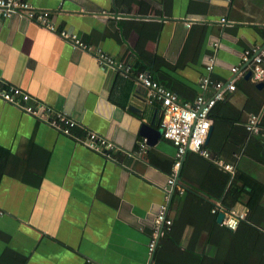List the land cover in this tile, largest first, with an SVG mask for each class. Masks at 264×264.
Returning a JSON list of instances; mask_svg holds the SVG:
<instances>
[{
    "label": "crops",
    "instance_id": "crops-1",
    "mask_svg": "<svg viewBox=\"0 0 264 264\" xmlns=\"http://www.w3.org/2000/svg\"><path fill=\"white\" fill-rule=\"evenodd\" d=\"M28 1L51 11L58 30L77 33L134 71H149L182 101L214 95L211 86H201L211 59L212 77L229 81L233 66L246 67L244 50L264 43V0ZM0 77L75 119L76 134L94 131L118 147L108 159L0 99V147L13 155L0 181V264H154L149 242L167 201L176 147L161 134L155 145L146 143L145 153H136L147 142L140 132L144 122L161 129V104L132 75L101 65L94 52L17 14L0 16ZM261 82L255 94L250 85L236 87L218 112L246 120L257 114L264 127ZM212 126L208 142L235 167L219 166L264 184V133L249 130L234 150L239 133ZM183 160L177 185L202 193L208 177L219 176L191 150ZM172 199L169 217L182 220L185 240L199 232L195 245L201 248L202 221L210 213L185 194L173 206ZM235 207L247 210L242 202Z\"/></svg>",
    "mask_w": 264,
    "mask_h": 264
},
{
    "label": "built area",
    "instance_id": "built-area-1",
    "mask_svg": "<svg viewBox=\"0 0 264 264\" xmlns=\"http://www.w3.org/2000/svg\"><path fill=\"white\" fill-rule=\"evenodd\" d=\"M20 15L29 18L51 31L59 33L66 41L74 47H78L90 52H94L97 60L103 66H107L113 70L121 71L125 75H132L137 83L143 85L147 89V96L151 101H157L162 108L161 134L164 138L170 140L176 147L175 160L172 170L168 178V187H166L167 201L160 205L154 219V231L149 242V251H155L158 240L163 233L165 225L172 223L171 217L168 215V201L177 186V176L179 174L185 154L191 150L199 152L205 156H209V151L205 147L209 130L212 126L210 118V110L214 104L226 97V94L236 89V81L247 71H251V79L254 82L264 80V43L263 45L253 46L244 50L242 54V63L246 64L245 68L235 65L231 68L234 77L229 81L215 80L212 77L214 69L213 59L206 66L208 73L202 77V88L212 87L214 95L205 97L199 94L196 98L189 101H182L178 93L156 79L147 70H133L131 64L116 59L113 55L101 48L93 47L82 40L77 33L66 29L58 30L52 21L51 11L43 8L35 7L28 0H0V16L5 18L12 15ZM224 21L225 19L222 18ZM218 42L214 43L216 47ZM0 99L5 103H9L20 110L33 115L41 121L48 123L59 132L73 137L84 146L103 154L108 159H115L114 152L118 149L117 145L110 139L99 135L94 131H86L84 135H78L74 132V128L78 122L56 110L53 106L36 100L27 90L21 86L9 84L0 77ZM260 116L252 114L249 117L247 128L255 133H264V127L260 124ZM146 139L140 143V147L136 154L141 155L146 151ZM219 163L227 169H233L232 164L219 160ZM179 191H184L183 187H179ZM213 212H223L224 218L222 223L232 229H235L239 221L246 216V209H237L236 207L226 208L220 201L216 202Z\"/></svg>",
    "mask_w": 264,
    "mask_h": 264
},
{
    "label": "trees",
    "instance_id": "trees-1",
    "mask_svg": "<svg viewBox=\"0 0 264 264\" xmlns=\"http://www.w3.org/2000/svg\"><path fill=\"white\" fill-rule=\"evenodd\" d=\"M155 79L159 81L157 78ZM251 80L241 77L236 81V86L250 85L252 93L255 94L256 83ZM229 94L227 93L224 99L218 100L214 104L210 110V118L218 131L224 128L232 129L230 132L239 133L240 136L238 135L237 138L241 139L251 133L247 128L248 120L242 119L240 114L232 118L231 116H223L218 112L219 107L225 105ZM257 111L253 110L256 113ZM234 120L237 121L236 124H234ZM240 139L234 141V150H239L242 147L241 142L243 141ZM205 147L210 153L209 156L196 151L191 152L208 160V163L216 169L219 176L208 177L207 189L201 191L202 193L199 191L197 193L196 190L179 183L171 201V206H173V203L176 204L175 201L185 194L207 209L210 217H204L202 221V224L206 226L205 245L201 248L195 245L200 236L199 232L189 238V241L185 240L182 237V220L171 218L172 223L164 226L163 233L158 240L154 264H160L161 260L163 263L165 260L167 264H264V202L262 198L264 184L237 168L234 174L224 170L218 163L222 156L216 153L217 148L211 140L205 144ZM223 149L226 148L223 147ZM11 156L13 155L9 149L0 147V181ZM224 162L227 163L226 160ZM183 164L184 160L180 168V177L183 176ZM180 179L182 180V178ZM179 187L184 188L182 193L179 191ZM218 201L226 208L235 207L237 202H242L247 207L245 218L239 221L235 229L218 222L219 211H212Z\"/></svg>",
    "mask_w": 264,
    "mask_h": 264
},
{
    "label": "water",
    "instance_id": "water-1",
    "mask_svg": "<svg viewBox=\"0 0 264 264\" xmlns=\"http://www.w3.org/2000/svg\"><path fill=\"white\" fill-rule=\"evenodd\" d=\"M251 75H252V72L251 71H247V73L245 74V77L246 78H251ZM257 85L258 86H261L263 84H262V82H259ZM212 129H213V126H211V128L209 130V133H208L206 142H208V140H209V138L211 136ZM140 132H141V134L144 137L147 138V143L149 145H155L159 141V139L161 138V129L160 128H157V127H154L151 123L144 122L142 124L141 131ZM179 173H180V171H179ZM179 178H180V175L178 174V176H177V183L179 182ZM172 197H173V193H172V195L170 197V200L172 199ZM223 218H224V213L223 212H220L218 214V217H217L218 222L222 223ZM154 252L155 251L152 252V256L154 255Z\"/></svg>",
    "mask_w": 264,
    "mask_h": 264
}]
</instances>
